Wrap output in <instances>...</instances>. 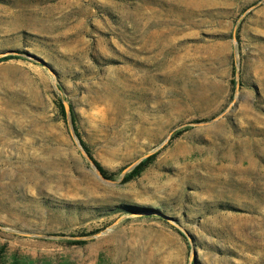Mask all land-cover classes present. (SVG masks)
Segmentation results:
<instances>
[{
  "label": "rangeland",
  "instance_id": "rangeland-1",
  "mask_svg": "<svg viewBox=\"0 0 264 264\" xmlns=\"http://www.w3.org/2000/svg\"><path fill=\"white\" fill-rule=\"evenodd\" d=\"M3 247L264 264V0H0Z\"/></svg>",
  "mask_w": 264,
  "mask_h": 264
},
{
  "label": "trees",
  "instance_id": "trees-1",
  "mask_svg": "<svg viewBox=\"0 0 264 264\" xmlns=\"http://www.w3.org/2000/svg\"><path fill=\"white\" fill-rule=\"evenodd\" d=\"M61 112L63 114V116H66V111L64 109L63 106H60ZM75 128V133L78 137V139L80 140V143L82 145V147L84 148V150L86 151L89 159L91 160V162L95 165V167L98 169V171L100 172V174L102 175L103 178L105 179H111L112 178V174H110L92 155L89 147L87 146V144L83 141L79 131ZM157 154H153L150 155L149 157H147L146 159H144L143 161H141L138 165H136L134 167V169L131 171V173L125 177V181H131L137 177H139L151 164H153V162L156 159ZM85 242L83 241H79V242H75L72 243L74 245H83ZM4 252H5V248H0V264H76L74 261H71L68 258H61L59 260L56 259H52V260H48L47 257H42V258H36V259H32L30 256H22L19 255L18 253H15L13 255L12 260L8 263L5 261L4 259Z\"/></svg>",
  "mask_w": 264,
  "mask_h": 264
}]
</instances>
